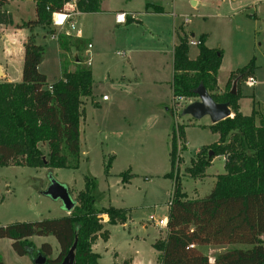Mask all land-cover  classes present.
Returning <instances> with one entry per match:
<instances>
[{"label": "rangeland", "instance_id": "1", "mask_svg": "<svg viewBox=\"0 0 264 264\" xmlns=\"http://www.w3.org/2000/svg\"><path fill=\"white\" fill-rule=\"evenodd\" d=\"M160 4L163 12L148 13L145 0H103L110 12L74 16L75 29L71 33L82 32L85 48L86 42L91 43L80 60L92 73V98L84 100L79 123L78 166H0V226L64 216L67 210L62 202L43 195L49 180L64 184L76 203L84 177L92 176L97 181L95 205L123 208L128 215L124 224L115 225L105 223L107 216L102 215L108 237L105 241L97 237L91 246L99 254L97 264H159L152 243L165 237L167 227L159 228L148 217L168 215L173 177L165 175L170 171L173 131L174 172L178 171L188 198L206 195L215 176L224 172L221 156L212 159L200 179L184 172L198 150L215 143L218 134L209 129L207 116L197 120L181 114V109L192 101L190 98L178 99L176 104L172 100V49L179 37L198 41L204 34L205 44L220 50L219 91L229 88L235 80L228 78L230 72L252 61L250 76L255 82L248 86L249 77L236 78V90L242 94L239 111L250 114L255 109L257 117L264 118V0H164ZM7 8L14 22L33 15L31 0H10ZM120 10L130 11L139 22L115 25L114 13ZM51 30L57 34L53 23L34 29L36 41L44 49L39 69L49 83L77 63L71 43L66 50L60 46L58 50ZM27 32V28H17L12 23L6 28L5 38L0 37V61L6 53L22 49L20 34ZM187 51L193 59L198 46L187 43ZM102 96L108 100H100ZM94 101L99 104L94 106ZM177 125L182 127L181 135ZM29 240L36 248L49 243L52 258L58 254V244L51 235L32 236ZM11 242L8 238L0 241V259L5 264H33L31 256H18ZM236 246L210 244L199 249L212 261L224 249Z\"/></svg>", "mask_w": 264, "mask_h": 264}, {"label": "trees", "instance_id": "2", "mask_svg": "<svg viewBox=\"0 0 264 264\" xmlns=\"http://www.w3.org/2000/svg\"><path fill=\"white\" fill-rule=\"evenodd\" d=\"M74 1L80 13L100 12L102 0H33L34 18L23 21L17 28L29 30L23 43L21 80H0V166L16 165L49 168H76L79 162V123L83 103L92 98V73L81 63L79 53L85 49L81 38L61 34L58 45L66 50L73 47L75 68L61 77L47 82L38 70L43 59V46L36 43V27H48L53 14L62 12L64 5ZM161 0H145V9L161 12ZM0 0V25H10L12 15ZM51 30V34H54ZM206 36L198 40V54L190 59L187 40L179 37L172 52L171 95L178 99L196 98L195 89L202 85L216 102H228L232 116L209 125L218 134L215 143L201 147L185 166L184 172L193 179L205 176V169L215 156L224 158V172L215 176V182L206 195L188 198L182 190L176 161L175 135L171 138L170 171L173 189L168 202L167 233L155 240L159 264H264V118L239 111L242 94L231 86L218 90L217 74L222 54L219 49L205 45ZM87 46V43H86ZM76 53V55H74ZM253 62L229 73L228 78L249 77ZM232 77V78H231ZM229 80L227 81V83ZM49 86L51 88H49ZM92 100V99H91ZM94 106L98 104L92 102ZM258 119V120H257ZM257 120V121H256ZM182 134V127L177 125ZM43 146L47 147L43 151ZM209 152L212 154L209 156ZM110 166L108 161L105 171ZM178 168V167H177ZM122 176V181L126 179ZM97 181L84 177V187L77 192L72 210L58 218L29 222H15L0 226V239L8 238L18 256L37 254L46 256L43 264H58L76 239L74 264H97L99 254L91 248L97 237L105 241L108 225L124 224L127 211L113 206H96ZM69 192V191H68ZM70 193V192H69ZM55 238L58 254L50 257L52 247L42 243L36 248L29 240L32 236ZM237 245L224 249L212 261L200 251L207 245ZM0 264H5L0 259Z\"/></svg>", "mask_w": 264, "mask_h": 264}, {"label": "water", "instance_id": "3", "mask_svg": "<svg viewBox=\"0 0 264 264\" xmlns=\"http://www.w3.org/2000/svg\"><path fill=\"white\" fill-rule=\"evenodd\" d=\"M194 1H192L193 3ZM237 79L232 83L231 93H236ZM196 98L187 103L182 109V115H189L193 119H201L207 116L211 124H214L220 120H223L229 116H232L231 108L228 102H216L213 100L208 91L199 85L195 89ZM212 153L209 152V156ZM43 195L50 197L54 200L59 199L62 202L63 207L69 213L75 205L74 200L71 198L67 187L51 178L47 188L43 191ZM76 247V239L69 248L67 254L64 256L62 261L58 264H74V249ZM46 261V256L37 254L33 258V264H43Z\"/></svg>", "mask_w": 264, "mask_h": 264}, {"label": "crops", "instance_id": "4", "mask_svg": "<svg viewBox=\"0 0 264 264\" xmlns=\"http://www.w3.org/2000/svg\"><path fill=\"white\" fill-rule=\"evenodd\" d=\"M32 1V10H33V15H32V17H27V19H23V18H20V21H18V22H14V18H13V16H12V24H15V25H20L23 21H26V20H28V19H33L34 18V2H33V0H31ZM161 1H164V0H161ZM161 1H160V3H161ZM9 2H10V0H7V3L5 4V6H4V8L7 10V11H9L10 12V10L7 8V6H8V4H9ZM161 6H162V4H160ZM145 7V6H144ZM100 12H95L94 14H96V13H105V12H110L108 9H106L105 7H104V5H103V0H102V2H101V4H100ZM145 12H148V13H157V12H152V11H150V10H146L145 9ZM161 12H163V6H162V11ZM11 13V12H10ZM117 13H124L125 14V21L123 22L124 24H127V23H138L139 22V19L138 18H136L130 11H122V10H120V11H117V12H115L114 13V19H113V22H114V24L115 25H118V24H121V23H117L116 22V20H115V16H116V14ZM158 13H160V12H158ZM86 13H79L78 14V16H84ZM11 15H12V13H11ZM10 25H0V33H1V35H0V37L1 38H5V31H6V28L7 27H9ZM42 29V28H41ZM20 30H22V29H20ZM21 33V32H20ZM35 34H36V32H34ZM29 34V30H28V32L26 33V34H20L22 37H21V39H20V44H21V46H22V49L20 48H18V50L16 51V52H13V53H6V56H4L3 58V61H0V75L2 76V77H0V80H2V81H9V82H18V81H20L21 80V70H22V63H23V43H24V41H25V38H26V36ZM52 35V34H51ZM71 35H72V37H77V38H81V39H83V36H82V32L80 33L79 32V34H73V33H71ZM42 38H45V35H43L42 36ZM35 40H36V38H35ZM36 43H38L37 41H36ZM87 43V45L88 44H90L91 45V43L90 42H86ZM39 44V43H38ZM41 45V44H40ZM175 45V44H174ZM174 45H173V47H174ZM206 45V44H205ZM207 46V45H206ZM57 47H58V50H59V45H58V41H57ZM208 47V46H207ZM210 48V47H209ZM88 51H89V49H87V46H86V48L83 50V51H81L80 53H79V56L80 57H82V55L83 54H87L88 53ZM172 52H173V49H172ZM198 54V53H197ZM196 54V55H197ZM189 57V56H188ZM196 57V56H195ZM194 57V58H195ZM191 59V58H190ZM76 61V60H75ZM40 65V64H39ZM73 68H75V67H73ZM38 70L40 71V69H39V66H38ZM72 70H74V69H72ZM72 70H69V71H72ZM41 73H43L42 71H40ZM44 74V73H43ZM172 74H173V69H172V72H171V79H172ZM45 75V74H44ZM46 76V75H45ZM61 77V75L58 77V78H60ZM57 78V79H58ZM171 79H170V82H171ZM217 83H218V81H217ZM171 89V88H170ZM172 96V95H171ZM107 99V98H106ZM105 99V100H106ZM100 100H102V97L100 98ZM108 100V99H107ZM97 104H99V101H95ZM45 146H43V148H44ZM45 149V148H44ZM45 151H46V149H45ZM223 158V157H222ZM66 214H68V212H66ZM65 214V215H66ZM2 240V238L0 239V241ZM95 252V251H94Z\"/></svg>", "mask_w": 264, "mask_h": 264}, {"label": "built area", "instance_id": "5", "mask_svg": "<svg viewBox=\"0 0 264 264\" xmlns=\"http://www.w3.org/2000/svg\"><path fill=\"white\" fill-rule=\"evenodd\" d=\"M80 12L77 11L75 8V4L72 2H68L64 5V9L62 12L54 13L52 23L56 27V33L52 34L51 37L57 39L59 32L64 35H70L71 31L75 29V20L74 16H77ZM115 20L117 23H123L125 21V14L124 13H117L115 16ZM186 22H188V18H186ZM68 25V28L66 26ZM79 34V33H78ZM190 45H198V41L194 39H189L187 41ZM91 48V45H87V49ZM76 55V53H74ZM89 63V61H88ZM248 78V77H247ZM253 77L249 76L246 84L248 86L254 83ZM49 88H51L49 86ZM106 96H102V100H105ZM186 142L183 146H186ZM149 221L158 226L159 228L167 227V217L156 218L153 215L148 217Z\"/></svg>", "mask_w": 264, "mask_h": 264}]
</instances>
